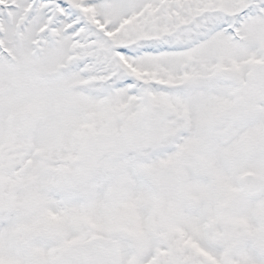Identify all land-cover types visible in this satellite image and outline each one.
Instances as JSON below:
<instances>
[{
	"label": "snow or ice",
	"instance_id": "6c2138e0",
	"mask_svg": "<svg viewBox=\"0 0 264 264\" xmlns=\"http://www.w3.org/2000/svg\"><path fill=\"white\" fill-rule=\"evenodd\" d=\"M0 264H264V0H0Z\"/></svg>",
	"mask_w": 264,
	"mask_h": 264
}]
</instances>
